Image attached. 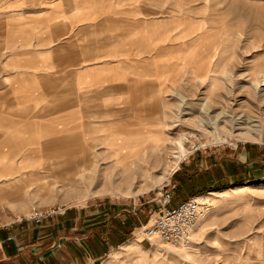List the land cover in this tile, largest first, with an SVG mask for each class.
<instances>
[{"label":"rangeland","instance_id":"1","mask_svg":"<svg viewBox=\"0 0 264 264\" xmlns=\"http://www.w3.org/2000/svg\"><path fill=\"white\" fill-rule=\"evenodd\" d=\"M138 2L156 8L162 32L157 103L125 110L124 119L109 114L107 132L92 118L91 135L72 136L79 141L71 156L43 175L1 184L0 237L23 257L54 255L64 264H264V0ZM115 139L130 147L126 166L116 160ZM209 175L215 185L201 189ZM166 192L169 208L210 198L182 247L151 245L143 235ZM34 209L56 212L32 226L25 215ZM115 222L127 223L118 245L108 240ZM32 233L38 241L28 244Z\"/></svg>","mask_w":264,"mask_h":264},{"label":"crops","instance_id":"2","mask_svg":"<svg viewBox=\"0 0 264 264\" xmlns=\"http://www.w3.org/2000/svg\"><path fill=\"white\" fill-rule=\"evenodd\" d=\"M155 9L138 0H0V185L71 156L73 135L90 134L92 118L107 132L109 114L124 119L157 103ZM209 178L201 189L215 185Z\"/></svg>","mask_w":264,"mask_h":264},{"label":"built area","instance_id":"3","mask_svg":"<svg viewBox=\"0 0 264 264\" xmlns=\"http://www.w3.org/2000/svg\"><path fill=\"white\" fill-rule=\"evenodd\" d=\"M171 201L172 194L166 192L162 197V206L158 215L143 229L144 238L151 245L157 242L171 247L189 244L195 227L211 208L210 198L205 195L190 198L176 207L169 208ZM55 212L34 209L25 215V220L40 224Z\"/></svg>","mask_w":264,"mask_h":264},{"label":"trees","instance_id":"4","mask_svg":"<svg viewBox=\"0 0 264 264\" xmlns=\"http://www.w3.org/2000/svg\"><path fill=\"white\" fill-rule=\"evenodd\" d=\"M250 180H254V179H250ZM241 183H238V184H241ZM46 220H48V218ZM46 220H44L42 222V224ZM30 223H31L32 226L33 225H36V226L39 225V224H35L33 222H30ZM115 223H116V225L114 224L113 225L114 227H109L108 228V238H109L108 240L110 242H112L113 244L118 245V244H120V243L125 241L122 237H119V236L122 234V232H124L123 228H127V225H126L127 223L126 224L124 223L123 226L121 225L120 222H115ZM27 226H28L27 224H22L20 226H16L15 227L16 230H17L16 233L19 234V232H21L22 229H24V228L26 229ZM65 228H66V226L63 225V227L61 229H65ZM12 231L15 232V230H12ZM38 234H40V233H37V234L32 233L31 240L29 242L27 241L28 244L37 243ZM25 235L28 236V234H25ZM7 238L4 240V244L2 246L3 247L2 250L4 252V255L6 257H8L9 260L8 261L2 260V261H0V264H12L11 263V262H13L12 260H17L18 262H20L19 264H64L66 262V260H60L59 261L57 257H54V255L49 256V258L46 259V260H41L38 256H34V255L30 256V257H27V258L23 257L22 255H20L18 253V251L20 252L19 248L21 249V247L17 248L16 243L14 241H12L11 239H9V238H8L9 239L8 240ZM106 250H107V248H106ZM18 255H20V256H18Z\"/></svg>","mask_w":264,"mask_h":264},{"label":"bare ground","instance_id":"5","mask_svg":"<svg viewBox=\"0 0 264 264\" xmlns=\"http://www.w3.org/2000/svg\"><path fill=\"white\" fill-rule=\"evenodd\" d=\"M226 97V96H225ZM224 97V98H225ZM221 102H222V99H221ZM226 102H227V100H226ZM226 105V104H225ZM130 134V133H129ZM118 135V134H117ZM113 136V135H112ZM120 136V135H119ZM192 136V135H191ZM115 137V136H114ZM193 137V136H192ZM112 138V137H111ZM125 140V139H124ZM124 140L123 139H115L114 140V145H113V149H114V151H115V156H116V160L119 162V163H121V164H123L124 166H126V162H127V159H128V157H127V155H130L128 152L127 153H125L124 152V149H127V150H129V145H126V144H122V142H124ZM127 140V139H126ZM129 140V139H128ZM131 140V139H130ZM129 140V141H130ZM135 142V141H134ZM125 143V142H124ZM142 143V142H141ZM142 145V144H141ZM179 146H180V149L182 150V152L184 153L185 152V145H184V140L183 139H180L179 140ZM132 148V147H131ZM126 150V151H127ZM121 153H123V154H121ZM137 155V154H136ZM179 157V156H178ZM132 160V159H131ZM135 161V160H134ZM138 161L136 160V165L138 164L137 163ZM131 163V162H130ZM132 163H134V162H132ZM129 164V163H128ZM130 165V164H129ZM135 165V164H134ZM131 166H132V164H131Z\"/></svg>","mask_w":264,"mask_h":264}]
</instances>
